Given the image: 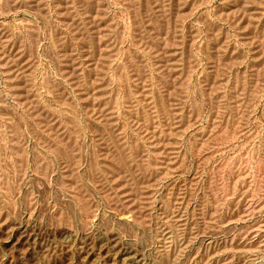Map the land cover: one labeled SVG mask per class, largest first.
Listing matches in <instances>:
<instances>
[{
  "label": "rangeland",
  "instance_id": "1",
  "mask_svg": "<svg viewBox=\"0 0 264 264\" xmlns=\"http://www.w3.org/2000/svg\"><path fill=\"white\" fill-rule=\"evenodd\" d=\"M0 264H264V0H0Z\"/></svg>",
  "mask_w": 264,
  "mask_h": 264
}]
</instances>
